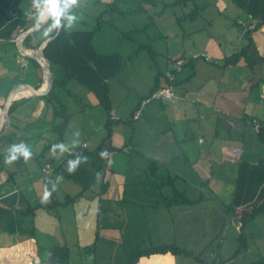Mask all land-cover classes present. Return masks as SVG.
Here are the masks:
<instances>
[{
  "label": "crops",
  "instance_id": "obj_1",
  "mask_svg": "<svg viewBox=\"0 0 264 264\" xmlns=\"http://www.w3.org/2000/svg\"><path fill=\"white\" fill-rule=\"evenodd\" d=\"M25 1L29 5L25 8L26 19L31 21L35 14L32 0ZM216 4L198 2L194 11L198 13ZM249 14L246 12L244 18L232 11V23L237 29L220 25L218 17L214 20L215 31L191 41V48L181 44L161 53L156 69L152 67L153 59H133L131 53L122 50L101 52L119 51L124 57L120 72L106 79L109 117L113 121L102 147L106 168L93 187L68 203L62 204L67 197L77 194L80 186L56 173L54 167L75 146L93 149L104 138L94 134V125L88 131L90 138L98 141L93 146L84 138L76 142L74 137L67 136L73 116L85 115L88 102L75 106V100L64 95L70 114L63 135L66 151L61 153L57 149L53 156L51 147L59 143L49 129L56 120L53 104L40 95L17 94L8 128L0 136V206L14 207L0 212V264H87L90 260L92 264H124L126 235L134 245L140 242V235L169 233L172 242L193 252L194 246L188 248L191 238L196 243L194 235L208 231L219 237L224 219L229 220L239 245L238 216L225 207L233 195L238 161L255 162L264 156V145L256 137L258 126L264 124V22L255 30L245 31L243 24L248 22ZM223 22L226 23L225 19ZM180 30L181 27L177 28ZM21 45L30 49L22 41ZM246 45V53L238 62L224 64V57ZM29 58L32 57L18 51L13 39L0 40V112L9 89L16 83L44 85L39 64L36 67ZM179 59L182 64H177ZM155 83L158 87L171 85L173 100L151 101L134 118L141 99L158 88H153ZM75 85L70 92L78 96L77 90L83 85ZM97 118L107 134L105 110ZM18 141L28 142L31 158L36 159L38 152L46 155L38 171H22L21 166L26 164L23 157L11 165L4 163L7 149ZM148 159L155 161L158 172L175 175L176 188L196 202L165 206L160 195L170 194L172 186L155 185ZM46 163L52 169L48 175L42 169ZM190 171L196 178H190ZM46 185L52 195L42 202ZM191 186L199 188L196 197L187 194ZM202 186H208L209 193H204ZM224 191L228 194L222 200L219 195ZM219 200L224 207L216 211ZM26 205L38 207L21 213L19 208ZM213 209L217 220H212ZM253 219L242 234L245 248L224 257L216 248L202 256L206 260L222 259L218 264H238L234 263L237 256L259 250L260 238L254 240V232L249 228ZM225 238L220 236L219 249ZM156 241L155 244L169 243L160 238ZM181 256L184 255L153 254L141 257L137 264H191ZM261 259L264 258L248 264L257 260L260 263Z\"/></svg>",
  "mask_w": 264,
  "mask_h": 264
},
{
  "label": "trees",
  "instance_id": "obj_2",
  "mask_svg": "<svg viewBox=\"0 0 264 264\" xmlns=\"http://www.w3.org/2000/svg\"><path fill=\"white\" fill-rule=\"evenodd\" d=\"M179 1L181 0H176L174 4ZM115 2L112 1L110 4L114 5ZM233 2L259 19L257 27L264 22V0H233ZM27 7L29 5L25 0H0V40H12L19 32L34 23L35 14H33L31 21L26 19L25 8ZM102 15L103 13L97 16V21L91 28H87L85 26L86 22L84 21L81 27H72L68 30L64 28L60 29L57 35L47 41L42 48L43 54L49 60L54 72V85L49 93L40 95V97L53 104L56 120L52 121L49 129L56 134V140L59 143H63V135L70 118L63 98L65 95L74 99L75 95L70 92V88L68 87L70 82L77 81L86 87L107 114L105 120L107 134L105 137L93 149H88L80 145L75 146L54 167L56 173L80 186L78 193L74 196L67 197L62 204L74 200L84 191L93 187L102 177L106 168V156L101 155L102 147L109 138L110 126L113 123L109 117L111 106L106 79L120 72L124 57L119 51L101 53L96 49L93 37L95 32L101 28ZM63 24L66 26L67 21H63ZM45 28L46 25H43L39 29L27 34L22 39V44L29 48H35L40 40L46 37L44 34ZM125 35L130 36V33H125ZM246 49L247 45L243 46L239 51L224 57V64L238 62L245 55ZM29 60L38 67V63L33 58H29ZM156 87H158V83H155L153 88ZM13 108L14 101L10 105V112H12ZM116 122H120V120ZM256 137L264 145V124L261 123L258 126ZM77 154L87 156L88 162H81L75 173L69 174L67 172L68 161L76 159ZM148 162L149 170L156 179L155 185L159 188L167 184L172 186V192L170 194L160 195L165 206L196 202L189 200L185 191L176 188L175 180L177 177L175 175L158 172L155 161L148 159ZM101 189L102 186L98 191L99 194ZM36 207L38 206L26 205V207L19 208V210L21 213H27L33 211ZM226 208L235 213L240 222L239 245L233 252V255H235L246 247L242 234L247 223L257 214L264 212V156L255 162L245 159L238 161L233 195L230 202L226 204ZM12 209H14L13 206H0V212ZM166 253L193 256L201 264H218L223 261L222 259L217 260L215 258L206 260L201 253L194 254L185 247L174 242H169L155 245L151 244L146 247H141L138 243L134 248L125 251L124 264H137L143 256ZM260 263L264 264V259H261Z\"/></svg>",
  "mask_w": 264,
  "mask_h": 264
},
{
  "label": "rangeland",
  "instance_id": "obj_3",
  "mask_svg": "<svg viewBox=\"0 0 264 264\" xmlns=\"http://www.w3.org/2000/svg\"><path fill=\"white\" fill-rule=\"evenodd\" d=\"M112 1H116L114 5L110 4ZM174 1L175 0H80L79 5L74 10H71V14H75L78 18L77 21L74 22L73 27H81L85 21V26L91 28L96 23L97 16H99L102 11L107 10L102 15L100 30L95 32L93 37L96 49L99 52L122 50L123 53H131L133 59H153L154 63H152V67L156 69L157 66H160L162 58L161 53H166L168 49H172L181 44H184L186 49H188V47L191 48V41L194 39L198 40L206 34H209L210 31H215L216 21L214 22V20L218 17L217 22L220 25H229L231 29H237V26L232 23V19L235 18V16L232 15L233 10L241 17L243 16L246 18V10L233 2V0H181L173 4ZM204 1L213 2V4L217 2L218 4L211 6L207 10H199L198 13L194 11V6L198 4V2ZM32 11L35 12L33 9ZM224 19L226 23L223 22ZM180 27L181 30L178 32L177 28ZM125 33H130V36H126ZM74 83L76 85L78 83L77 87L81 85L77 81H72L68 86L70 90H72V85H75ZM77 94L78 96L74 94L73 100L75 101L72 103L77 106L81 105L82 102H88L87 110H89L85 115L75 114L73 116L71 127L67 131V136L69 138H71V136L74 137L76 142L84 138L90 142L89 146H93V144L98 141L90 138L88 133L89 129H93L92 125L95 127L94 134L96 136L101 138L106 135L105 129L102 125H99L101 122L99 123V119L97 118L98 113H103L104 109L97 104L94 95L86 87L83 86L79 91L77 90ZM50 135L54 137L53 132H51ZM18 143L19 141L16 142V144ZM25 144L28 145V142ZM122 154L125 153L121 152V155ZM44 158H46V155L42 156L38 152L36 154V159L30 158L26 161L25 165L21 166L22 171L28 168L32 171H38L39 163L42 162ZM25 176H27V173H25ZM190 178L193 179L196 178V176L192 173ZM224 188L227 190L226 187ZM208 189V186H202V191L204 193H207ZM197 191H199L198 187L195 188L191 186L187 194L190 197H196L198 195ZM227 194L228 193L224 191L219 197L223 200L226 198ZM56 197L59 198L60 195L56 193ZM216 204L218 208L216 211H219L221 206L224 207L220 200L216 202ZM213 212L214 209L210 212L212 220L213 218L216 219L215 215H212ZM253 220L249 228L254 232V240H259L260 238L261 244L258 245L260 246L259 250L255 249V252H250L248 256H237L234 263L248 264L251 260L258 259L261 256L264 258V212L259 213ZM224 221L225 222L220 224L221 229L219 228L222 230L220 236L225 235L226 237L222 248L219 249V247H217L219 246L218 240L220 236L216 238L215 233L209 231L203 233V235L195 234L194 236L197 237V242L195 243L194 238H191V243H188V248L194 246L193 253H201V255L207 254L212 249L216 250V248L223 257L233 253L238 245V241L236 239V234L232 232L229 220L224 219ZM162 232L164 233V230ZM126 236V247L127 250H130L134 248L136 244L133 245L129 243L128 236ZM157 238L167 240L166 242H170L171 240L172 242V234L164 233L158 235H140V242L138 243L141 247H146L151 245V243H157ZM181 257L183 259L186 258L191 264L196 263L193 256ZM87 264H92V261L90 260ZM253 264L260 263L257 260V262Z\"/></svg>",
  "mask_w": 264,
  "mask_h": 264
},
{
  "label": "clouds",
  "instance_id": "obj_4",
  "mask_svg": "<svg viewBox=\"0 0 264 264\" xmlns=\"http://www.w3.org/2000/svg\"><path fill=\"white\" fill-rule=\"evenodd\" d=\"M79 2L80 0H32V6L35 10V26L39 28L42 25H46L44 33L46 36L53 32H59L62 28L65 30L71 29L78 18L75 14L70 13L74 7L79 5ZM65 20L67 21L66 26L63 24ZM57 149H60L61 153H63L66 151V146L63 143L53 144L50 151L51 155L55 156ZM101 155H104V153ZM21 157H23L25 162L32 157V151L29 146L25 143L12 144L7 149L4 163L11 165ZM81 162L87 163L88 157L77 154L76 159L68 161L67 172L69 174L75 173ZM51 195L52 192L48 190L46 185L42 202H47Z\"/></svg>",
  "mask_w": 264,
  "mask_h": 264
},
{
  "label": "water",
  "instance_id": "obj_5",
  "mask_svg": "<svg viewBox=\"0 0 264 264\" xmlns=\"http://www.w3.org/2000/svg\"><path fill=\"white\" fill-rule=\"evenodd\" d=\"M43 26V25H42ZM41 26V27H42ZM40 28V27H39ZM35 26V23L32 25L28 26L26 29L22 30L19 32L16 37L13 39L15 42L18 51L24 55V56H29L32 57L33 59L36 60V62L39 64L41 72L46 80V85L44 86L43 84L41 86H38L36 84H33L29 81H22L19 83H16L13 85L4 100V103L2 105V110L0 113V136H2L5 131L8 128L9 125V114H10V105L13 100L17 99L14 97V94L17 90L21 89H32L34 91V95H45L50 92V90L53 88L54 85V72L51 67V64L49 60L44 56L42 48L46 44L47 41L51 40L54 38L58 32H54L52 35L46 36L37 46L36 49H27L21 45L22 39L29 33L39 29Z\"/></svg>",
  "mask_w": 264,
  "mask_h": 264
},
{
  "label": "built area",
  "instance_id": "obj_6",
  "mask_svg": "<svg viewBox=\"0 0 264 264\" xmlns=\"http://www.w3.org/2000/svg\"><path fill=\"white\" fill-rule=\"evenodd\" d=\"M259 20L254 17L252 14L248 15V22H245L243 24L245 31H252L257 28ZM195 56V55H194ZM207 57V55H205ZM183 60L179 59L177 61V64H182ZM171 76V75H170ZM172 78V77H171ZM174 97V91L171 85H163L156 89H154L150 94L143 97L140 101L139 107L136 110L135 114L133 115L134 118H137L141 109L149 102L151 101H172ZM43 172L45 175H48L51 172V165L49 163H46L43 166Z\"/></svg>",
  "mask_w": 264,
  "mask_h": 264
},
{
  "label": "bare ground",
  "instance_id": "obj_7",
  "mask_svg": "<svg viewBox=\"0 0 264 264\" xmlns=\"http://www.w3.org/2000/svg\"><path fill=\"white\" fill-rule=\"evenodd\" d=\"M46 80H45V82H44V86L46 85ZM19 92H22V93H24V94H27V93H34V91L32 90V89H21V90H17L16 92H15V94H14V97L15 98H17L18 96H17V94L19 95ZM1 113V112H0Z\"/></svg>",
  "mask_w": 264,
  "mask_h": 264
}]
</instances>
